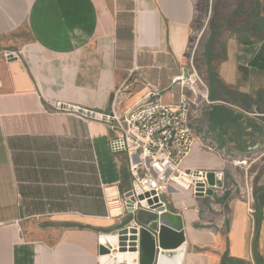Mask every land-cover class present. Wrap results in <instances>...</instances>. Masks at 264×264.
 <instances>
[{
	"label": "crops",
	"instance_id": "crops-1",
	"mask_svg": "<svg viewBox=\"0 0 264 264\" xmlns=\"http://www.w3.org/2000/svg\"><path fill=\"white\" fill-rule=\"evenodd\" d=\"M231 1L195 30L200 0H0V264H102L101 235L145 222L123 210L127 159L93 112L117 88L126 106L150 85L177 101L171 79L190 63L211 100L191 116L244 164L195 144L183 167L252 186L254 213L227 191L174 193L181 264H264V0Z\"/></svg>",
	"mask_w": 264,
	"mask_h": 264
},
{
	"label": "built area",
	"instance_id": "built-area-1",
	"mask_svg": "<svg viewBox=\"0 0 264 264\" xmlns=\"http://www.w3.org/2000/svg\"><path fill=\"white\" fill-rule=\"evenodd\" d=\"M171 83L178 84L181 88L179 99L173 103L164 102L159 88L150 85L146 94L126 106L123 104L121 89L117 88L111 96L109 109L93 112L94 118L106 124L111 131L108 138L110 152L124 153L127 159L131 184L122 193L123 210L133 216L140 211L159 215L169 210L167 194L188 191L193 197L209 198L227 191L245 200L248 213L253 218L252 186L226 184L223 169L183 167L184 159L195 144L218 154L224 163L238 166L244 163L235 158L234 153L223 151L219 142L202 132L191 116L193 106L198 107L203 101L211 103L208 92L201 93L197 87H207V84L194 65L190 63L183 66L180 74L171 79ZM60 109L66 110L67 107L61 105ZM210 172L213 174L212 183L208 177ZM209 189L211 195L207 193ZM103 236L107 238V235ZM112 236H118L117 232ZM129 242L126 241V250L122 252L129 251ZM98 245L104 244L99 240ZM119 247L111 244L109 251L103 254L113 258ZM135 248V251L130 252L137 260L135 264H138L137 244Z\"/></svg>",
	"mask_w": 264,
	"mask_h": 264
},
{
	"label": "water",
	"instance_id": "water-1",
	"mask_svg": "<svg viewBox=\"0 0 264 264\" xmlns=\"http://www.w3.org/2000/svg\"><path fill=\"white\" fill-rule=\"evenodd\" d=\"M187 75V72L185 73ZM209 181L213 182V174L210 172ZM211 195V190H207ZM113 245H119L120 251H125L126 241L130 249L135 251V244L139 247L138 264H181L186 250L181 216L170 211H164L159 215L151 214L143 224L129 225L117 231ZM99 240L104 244L99 246V253H107L111 247L109 240L101 235ZM133 263H136V258ZM102 263V261L100 260ZM103 264V263H102ZM105 264H128L126 259L117 260L110 258Z\"/></svg>",
	"mask_w": 264,
	"mask_h": 264
},
{
	"label": "rangeland",
	"instance_id": "rangeland-1",
	"mask_svg": "<svg viewBox=\"0 0 264 264\" xmlns=\"http://www.w3.org/2000/svg\"><path fill=\"white\" fill-rule=\"evenodd\" d=\"M210 2H211V4H209ZM235 3H237V2L235 1ZM232 4H233V1H231V0H200V6H202V11L200 12L199 17L194 22L193 28L196 30V29L200 28L201 26H203L204 23H206L205 30H207V28L209 26V22L211 21L210 13L214 14L216 12H223L225 9L232 8ZM198 48H199V43L195 49V60L198 63V65L201 66V68H202V64L199 61L200 58L197 57ZM200 76L202 78L201 73H200ZM176 88H177V86L174 85V86H172L171 90H176ZM163 95H165V92L163 93ZM257 153L259 154L260 151L258 152V150H253L249 154H250V156H253L255 159V158L259 157ZM262 158H264V157H260L258 160H262ZM188 194H190V192H188ZM167 200L170 203L169 207H171V204L176 205L178 201H180V200L182 201L183 199L180 197L173 196V194H167ZM141 215L144 218V220L151 217V214H149V213H143L142 212Z\"/></svg>",
	"mask_w": 264,
	"mask_h": 264
},
{
	"label": "bare ground",
	"instance_id": "bare-ground-1",
	"mask_svg": "<svg viewBox=\"0 0 264 264\" xmlns=\"http://www.w3.org/2000/svg\"><path fill=\"white\" fill-rule=\"evenodd\" d=\"M107 239L109 240V242H111V244H114L115 242V237H113L112 235H107ZM114 256L117 258V260H122V259H126L128 264H134L133 263V258H131L133 256V253L130 251L127 252H122V251H115L114 252ZM100 260L102 261L103 264H105V262H107V260H109L110 258H108L107 255L102 254L99 255Z\"/></svg>",
	"mask_w": 264,
	"mask_h": 264
}]
</instances>
